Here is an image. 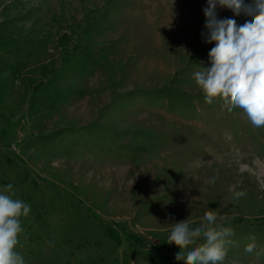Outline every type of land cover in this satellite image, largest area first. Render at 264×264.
Wrapping results in <instances>:
<instances>
[{
    "label": "rangeland",
    "instance_id": "obj_1",
    "mask_svg": "<svg viewBox=\"0 0 264 264\" xmlns=\"http://www.w3.org/2000/svg\"><path fill=\"white\" fill-rule=\"evenodd\" d=\"M207 6L0 0V193L30 205L26 264H186L171 227L209 210L234 232L223 264H264V127L195 83Z\"/></svg>",
    "mask_w": 264,
    "mask_h": 264
},
{
    "label": "clouds",
    "instance_id": "obj_2",
    "mask_svg": "<svg viewBox=\"0 0 264 264\" xmlns=\"http://www.w3.org/2000/svg\"><path fill=\"white\" fill-rule=\"evenodd\" d=\"M207 4L203 9L207 42H215V46L208 53L211 67L195 72V83L206 103L212 104L214 98L221 97L229 112L240 108L253 127H264V0H252L250 4L244 0H207ZM218 5L237 16L243 12L250 19L242 25L235 19H218ZM11 189L8 184L4 191ZM13 195L0 193V264H26L16 247L24 231L20 218L28 216L30 205L13 199ZM244 195V191L234 192L235 199ZM217 219L218 213L209 210L197 227H192L195 221L189 218L175 222L167 242L181 250L192 246L184 259L186 264H223L232 243L229 237L234 232L231 227L217 223ZM255 249L253 242L245 251L253 253ZM261 255L264 248L256 252L257 257ZM180 256L181 252L177 254L178 260Z\"/></svg>",
    "mask_w": 264,
    "mask_h": 264
}]
</instances>
